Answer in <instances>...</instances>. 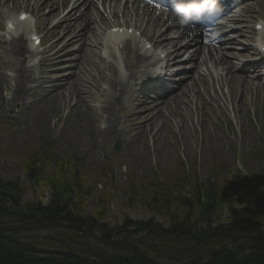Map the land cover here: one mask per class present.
Here are the masks:
<instances>
[{
	"label": "rangeland",
	"instance_id": "374dc122",
	"mask_svg": "<svg viewBox=\"0 0 264 264\" xmlns=\"http://www.w3.org/2000/svg\"><path fill=\"white\" fill-rule=\"evenodd\" d=\"M256 10L259 15L264 14V2ZM1 17L3 18L4 14H1ZM43 42L47 45L46 40L43 39ZM77 47L78 44H75L70 50L74 51ZM0 53V71L2 70L4 75V80L0 79V179L17 180L23 186L24 205L38 202L49 204L53 194L57 193L55 190L60 187L55 181L61 182L60 171L65 169L70 172L67 175L70 177L68 179L74 178L72 182L81 191L79 194L81 201L75 199L74 202L82 205V213L100 218L101 222L109 227H120L126 217L137 222H149L153 219L155 223H161L165 227L188 220L191 227L203 232L206 228L226 225L229 221V212L223 201L222 179H227L229 175L239 171L237 164L240 161L244 169L242 174L252 175L256 179L264 176L262 92L252 97L244 108L231 110L232 106H230L228 115L225 112H210V109L216 106L206 109L203 116L208 119V125L204 127L203 132L199 131L198 137L190 130H187V134L180 129L171 130L166 124L169 109L164 111L159 109L157 113L151 112L149 120L144 122H142L143 118L147 114L140 112L136 114L137 116H131V111L124 110L119 115L122 122L114 121L113 125L115 129L120 128V134L126 129V135L118 136L117 131L116 135H110L108 140L102 138L93 140L101 128V120L92 112L95 121L92 120V126L88 127L85 105L81 102L74 107L68 106L79 100L75 93L76 86L71 89L74 92L71 93V97L66 98L65 92L58 91L62 96L55 99L51 109L46 104L44 112H41L37 106L39 103L33 107L34 109L31 103L26 104L22 111L18 109L17 97L14 99L11 97L14 88L17 87V80L12 76L14 71L10 57L6 48L5 52L0 51ZM91 61L88 56L77 64L82 68ZM80 68L77 69L78 81L87 77L92 71L81 73ZM79 75H82V78ZM43 80H47L46 74ZM79 88L83 94L89 90L83 80ZM52 91L51 93L54 94L45 97L44 101L56 96L57 90ZM31 96L32 101L36 100L33 91ZM63 99L67 105L65 112H62L59 103ZM31 108L32 113L29 114ZM144 108L146 106H141L137 111L145 110ZM24 111L28 112L24 114ZM115 119L117 120L118 117ZM147 122L151 123V127H148L147 132L142 131L140 124ZM119 125L120 127L117 128ZM121 127L124 128L121 130ZM247 134L251 135L248 140H246ZM141 136L142 141L136 144L142 155L139 162L137 158L131 156L129 148L132 145L130 142L139 137L141 140ZM218 139L222 143L218 142ZM116 143H119V149L114 152L113 146ZM144 151L147 153L146 156L143 155ZM46 157L51 161H48L45 169L37 172L32 179L28 171L29 166L39 158L44 159H42L43 163ZM212 180L218 192L219 209L212 211L207 209L204 212L205 216L201 215L202 212L195 204L192 211L185 209L183 199L194 202L196 193L203 197L204 189ZM257 184L259 185V182ZM251 186L254 190L253 184ZM259 186L261 188V185ZM261 190L264 193V189ZM153 191L161 201L160 203L157 200V208L154 206L155 199L151 196ZM247 201L252 202L258 219L262 220L264 201L257 197ZM61 226L69 225L61 223ZM135 233L132 234L133 238L140 239L144 247L183 250L181 248L183 245H175L176 240L182 238H160L155 241L154 236L147 232ZM32 234L38 236L37 241L40 242L44 241L43 237L46 235L57 242L60 241L61 244L75 239L71 231L55 227L24 233L25 236ZM102 234L97 233L95 236L102 237ZM251 235H254L255 243L264 242L261 234ZM120 238L121 236L115 237V239ZM185 242V246L193 244L189 239ZM95 244L105 253H110L109 246ZM212 247L202 250L206 251Z\"/></svg>",
	"mask_w": 264,
	"mask_h": 264
},
{
	"label": "bare ground",
	"instance_id": "6f19581e",
	"mask_svg": "<svg viewBox=\"0 0 264 264\" xmlns=\"http://www.w3.org/2000/svg\"><path fill=\"white\" fill-rule=\"evenodd\" d=\"M72 1V7H69ZM72 1L0 0V7L2 10L5 8L8 9L9 13L10 11L17 12L20 10L26 13L29 12L33 15H37L39 22L36 26V29L46 30L47 33L45 36H47L49 39L55 38L54 42L50 46L51 49L54 50V56H56L58 52L66 49L70 44H72L74 40H76L80 45L78 48L79 51H81L83 59L89 54L90 57L100 56V54L97 52L98 50L96 49L97 43H99L101 39L99 30L110 24L111 21L107 20L108 15H111L114 18L113 20L120 18L124 19V21H126V25H131L129 27H134L135 29L140 30L142 37L147 38L154 49L160 46L166 48L168 52L167 58H170L171 60H173V54H175V57H180L181 55L183 56L185 53V48L193 44L196 49L189 57L191 66L189 67L188 71H186L187 77H185V80H183L178 85L177 90H173L163 96V102L159 106L167 109H173L175 112L174 117L178 118L177 123L181 124L180 131H183L184 134H187V130H190L191 133L198 137L197 135L199 131L203 132L204 127L208 125V119H206V117L203 115L206 109L210 108L211 106H216V108H211L210 112L219 111L222 113L225 112L226 114L228 110V104H232L233 108H236L234 102L238 100L240 103L237 105V108H244L247 106L246 103L250 101L248 95L251 93L254 87H262L264 89V81L262 82L259 78L254 76V66L259 63L258 60L255 63H246L247 66H245V68L249 70L250 74L249 77H245L242 84L238 82L236 76L233 74L235 72H242L237 70V68L240 66V58L246 55V53H252L253 51L252 49L244 52L236 50V48H249V41L244 40L245 44H243V40L241 39L242 35L245 37L246 34L249 39L253 35L250 22L254 16L258 15V12L255 10L253 5L245 4L237 16L233 15V17L229 18L230 22L225 25V29H229L233 25L235 26L229 31V33L227 32L226 35L218 42L219 44L216 45L202 42L199 35L192 33L186 28H180L178 26L175 27L171 24L168 32L163 31L160 28H164L166 25H163L159 18H157L151 27H149L148 25H150V21L147 16V11L144 10L145 12L139 13L137 1H133L131 5L132 9L135 8L134 11L129 8V4L126 2H121L122 0ZM79 8L81 12L75 16V13ZM45 9H48V11L45 12ZM65 10L66 13L64 14ZM55 19H57V22L52 25L51 23ZM237 24H242V27H236ZM58 26L61 27L63 31L62 34L55 32L54 27ZM3 28L4 26L0 21V29ZM176 28L178 29L177 35L174 34ZM27 33L28 30L25 29V31L20 36L12 37L9 43H7V46L10 49L9 51L12 52L11 55L14 58L16 68V74L14 77L17 80V87L13 90L11 96L13 99L16 97L20 98V94L24 93L25 77L29 79L22 59L26 53L31 55L35 51V49L31 44L28 43V40L25 37ZM68 37L71 38L61 46L62 38L65 39ZM136 39V37L127 39L131 42L125 43L122 48V55L124 56L127 77H124L122 73H119V76L114 82L112 81V74L114 72H119V69L113 64V61L102 62L99 57L97 62H95V65L99 68V70L102 69V65H107L106 70L109 72L108 77H111L109 88L111 90V99L113 101L118 98V95L120 97L126 94L128 90L137 87L130 83L131 80L136 79L137 74L134 71L136 66L143 64L141 72L143 75H146L145 63L150 58V51L146 49L145 43L142 47L139 46L140 41H137ZM3 43L4 38L0 35V48ZM59 45L60 48L57 49ZM168 47L174 51L169 52ZM116 57L113 55V58ZM90 64H92V62ZM78 68L79 65L77 64L73 72L60 77L58 81L63 84L69 83L70 79L77 73ZM220 71L230 73L229 78L223 79L220 77V79H218L216 82L214 78ZM98 73L101 76L103 75V71ZM0 79L4 80L2 70L0 71ZM49 87L53 88L54 86L49 85ZM77 93L80 96V101L78 100L77 102V105H79L83 100V92L80 90V88H78ZM55 95L57 97L54 96L52 98L46 99L43 102H39V108L41 109V112H44L46 104L51 109L55 99L60 97L59 94ZM193 103H195V108H192ZM85 109L87 110L85 113L88 127H90L92 126L91 121L94 120V118L91 114V109L86 103ZM105 112L106 114H110V117H112V114L114 113L112 106L108 105V108H105ZM30 113H32V109L29 111V114ZM145 118L146 117H144V119ZM113 123L115 124L114 121H112L110 124V130L112 127L114 128ZM139 127L142 128V131L147 132L148 127H151V123H143ZM124 135H126V131L124 132ZM156 135H158V132ZM100 138L103 140L106 139L102 134L98 133L97 137L93 140H99ZM250 138L251 135L247 134L246 140ZM142 139L143 138L141 136V140L140 137L132 140L130 142L132 144L131 148H129L131 156L137 158L139 162H141L142 155L137 149L136 144L142 141ZM157 140L158 139H156V141ZM218 142L222 143V141L219 139ZM190 150L193 151V149ZM143 155L146 156L147 153L145 152Z\"/></svg>",
	"mask_w": 264,
	"mask_h": 264
},
{
	"label": "trees",
	"instance_id": "16d2710c",
	"mask_svg": "<svg viewBox=\"0 0 264 264\" xmlns=\"http://www.w3.org/2000/svg\"><path fill=\"white\" fill-rule=\"evenodd\" d=\"M42 159L39 158L29 166L28 171L32 179L37 172L45 169L48 161H51L46 157L42 163ZM69 173L65 169L60 171L61 182L55 181L60 187L55 188L57 193L53 194L52 201L47 205L41 202L24 205L23 186L17 180L0 179V264H155L148 257V252L142 250L140 242H135V245L129 242L133 236L126 228L133 222L128 217L124 225L109 228L107 224L101 222L100 218L82 213V205L74 202L75 199L81 201L79 195L81 191L72 182L74 178L68 179ZM229 176L227 179H222L223 201L231 214L229 224L206 228L198 235L193 227H189L188 220L177 223L175 227L169 229H164L163 225L150 221L140 224L142 230L138 232L144 230L165 238H182L176 240L178 242L175 244L183 245L182 251L165 250L164 255L171 258L173 256L171 252H180L181 255L175 256H178L176 261L182 262L181 264H264V244L257 245L243 239L244 233L259 226L254 206L247 199L252 200V197H257L264 201V193H262L263 196H259L252 189L253 183L240 171ZM257 179L261 188L264 189V176ZM151 196L155 199L154 206L157 208V200L160 201V199L154 191ZM183 204L189 211H192L196 205L202 212V216L207 209L210 211L219 209L216 184L209 181L203 191V197L196 193L194 202L183 199ZM262 217L264 220V215ZM62 222H67L75 235L84 228L92 231L99 230L103 233L111 232L109 237L104 236V241L113 248L121 249V252L115 248L106 254L96 249L86 250L73 245L55 247L48 238L44 241L45 247L41 248L40 243L35 241L37 238L28 241L22 235V232L28 229L24 227L25 225L32 224L35 229L59 228ZM116 236H121V239L112 241L111 238ZM184 237L191 240L193 244L185 246L187 239ZM79 243L86 242L80 240ZM213 245L215 247H212ZM210 246L212 248L209 250H202Z\"/></svg>",
	"mask_w": 264,
	"mask_h": 264
},
{
	"label": "clouds",
	"instance_id": "9594fccd",
	"mask_svg": "<svg viewBox=\"0 0 264 264\" xmlns=\"http://www.w3.org/2000/svg\"><path fill=\"white\" fill-rule=\"evenodd\" d=\"M171 12L177 18L179 25L186 26L193 21L212 18L220 12L219 0H171ZM4 16L14 19L15 14L3 9ZM160 55H163L161 53Z\"/></svg>",
	"mask_w": 264,
	"mask_h": 264
},
{
	"label": "snow or ice",
	"instance_id": "6c2138e0",
	"mask_svg": "<svg viewBox=\"0 0 264 264\" xmlns=\"http://www.w3.org/2000/svg\"><path fill=\"white\" fill-rule=\"evenodd\" d=\"M27 17L26 16H21V19H26ZM114 31H119V30H114ZM39 41H38V39H37V43H38Z\"/></svg>",
	"mask_w": 264,
	"mask_h": 264
}]
</instances>
